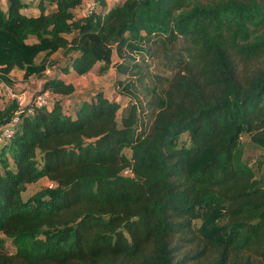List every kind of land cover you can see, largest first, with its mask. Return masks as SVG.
<instances>
[{"label":"trees","instance_id":"1","mask_svg":"<svg viewBox=\"0 0 264 264\" xmlns=\"http://www.w3.org/2000/svg\"><path fill=\"white\" fill-rule=\"evenodd\" d=\"M33 1L35 16L0 0V82L41 81L22 105L0 97V129L18 118L0 145V264H264V0H95L85 16ZM157 46L174 49L168 78L146 62ZM96 65L124 76L125 108L96 93L65 112L66 78Z\"/></svg>","mask_w":264,"mask_h":264},{"label":"rangeland","instance_id":"2","mask_svg":"<svg viewBox=\"0 0 264 264\" xmlns=\"http://www.w3.org/2000/svg\"><path fill=\"white\" fill-rule=\"evenodd\" d=\"M27 2L29 3L27 9L28 12L35 13L36 1L27 0ZM179 46L180 44H177L174 48L177 49ZM173 50L172 46H167L166 48L157 46L155 53L150 58L146 59L147 64L150 66V71L153 74H156L161 78L170 77L176 59V55L171 54L173 53ZM54 58H56L58 62L56 68L61 69L69 63L65 56L61 57L59 55H55ZM113 61L115 60L113 59ZM21 74L22 73L17 70H14L10 74V80L12 82L11 90L15 95L20 96L23 102H27L31 100V98L39 91L41 81L39 78H34L29 82H24L22 81ZM49 76L62 77V75L58 74L57 69L52 70ZM123 78L124 76L116 73L113 68H110L107 72L100 73L98 65H96L86 75L81 77H75L74 73L70 72V77H67L66 80L72 82L74 92L70 96L63 98V110L72 114L81 101L89 100L96 93H102L109 100L117 102L121 106V110H123L126 106L127 100L119 96L117 93V82L121 81ZM5 87L4 84L0 82L1 98H6L7 90ZM121 110L118 112L117 122H119ZM242 142H244L245 160L249 164L254 165L263 152L253 148L247 142L246 137H242ZM46 184L47 181L43 179L37 184L28 186L26 191L23 193L24 197H28L38 189L46 186ZM7 246L10 248L9 242H7ZM10 249L12 250V248Z\"/></svg>","mask_w":264,"mask_h":264},{"label":"built area","instance_id":"3","mask_svg":"<svg viewBox=\"0 0 264 264\" xmlns=\"http://www.w3.org/2000/svg\"><path fill=\"white\" fill-rule=\"evenodd\" d=\"M80 1H81V7H82L81 10L79 11L80 16H85L94 11L96 7L95 0H80ZM103 1L107 8H110L111 6L121 2V0H103ZM47 73L48 71H46V74ZM5 88L7 90L6 98L16 99L19 105H22L24 103L21 97L15 95L10 88L8 87H5ZM33 103L36 107H45V106H49L52 104V99L49 97L48 93L44 91V92H40L34 97ZM17 122H18V118L15 117L11 121V124L6 125L0 129V145L2 144L4 140L10 138V136L12 135V127L13 125L17 124Z\"/></svg>","mask_w":264,"mask_h":264},{"label":"crops","instance_id":"4","mask_svg":"<svg viewBox=\"0 0 264 264\" xmlns=\"http://www.w3.org/2000/svg\"><path fill=\"white\" fill-rule=\"evenodd\" d=\"M27 9H28V8H27ZM27 9H24L23 12H24L25 14H30L31 12H28ZM35 10H36V9H35ZM36 14H37V10H36L35 13H31V15H33V16H35Z\"/></svg>","mask_w":264,"mask_h":264}]
</instances>
